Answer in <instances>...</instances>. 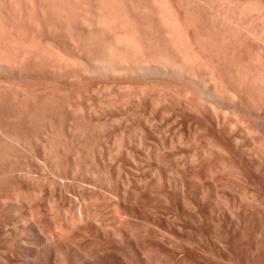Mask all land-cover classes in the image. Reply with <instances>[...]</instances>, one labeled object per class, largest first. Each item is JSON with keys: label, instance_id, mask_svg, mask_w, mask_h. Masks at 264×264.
Returning a JSON list of instances; mask_svg holds the SVG:
<instances>
[{"label": "rangeland", "instance_id": "obj_1", "mask_svg": "<svg viewBox=\"0 0 264 264\" xmlns=\"http://www.w3.org/2000/svg\"><path fill=\"white\" fill-rule=\"evenodd\" d=\"M140 1H143V0H140ZM145 1L147 0H144V2ZM188 1L189 3L187 2V0L186 1L185 0L183 1L182 0H172L175 6L174 10L175 11L177 10L176 12H178L179 16H181L180 18L186 19L185 22L188 23V31L191 30L188 32L190 36L193 38L197 37V39H199L198 41V44H200L199 55L201 57V61H203L204 64L207 66L205 67L207 70H204L205 71L204 73H206L207 75V73H209L210 71L208 69L212 68L211 70H213L215 68L213 70L214 73L213 72L212 73L216 74L215 76L216 77L218 76L217 77L218 79L222 80V77H223L222 81L224 82V84L228 85L232 83V84L237 85L239 83L237 75L244 68L249 73L248 77L250 79V82H252L253 84L254 83L256 84L257 80L256 82H253L255 78H257V76L264 74V71H263L264 70L263 69L264 68V24H263L264 23V14H263L264 13V0H259V1L254 0V2L253 0H229V1L228 0H217L218 2L216 0H208V1L207 0H191V1L188 0ZM119 2H122L123 6H121V9H123L124 7L123 10L130 15V18L134 16L133 19L131 18V20H133L134 23L138 24L140 21H142L138 25L134 24V26L137 27L135 28L136 31L138 33L140 31L139 34H141V32L144 31V33L146 32V35H148L147 30L150 27L152 28V30L151 29L149 30L151 32L152 31L155 32L156 28L151 23L152 21H150L149 18L147 17H141V16H144V14L143 15L140 14V12L142 13L140 9L142 3L140 4L139 0H121ZM208 2L211 3V5H209ZM212 2H215V3H212ZM134 3H137V5L140 6V8L137 5L136 7H133ZM225 3H227L228 5L231 4V6L228 7L229 9L225 7V6H228ZM244 3H246V5ZM2 5L4 4H0V9H1L0 11L2 12V16H6L5 12L7 10V7L6 5H4V7ZM254 5L256 6V8H252V7H255ZM262 5H263V8H262ZM241 7H245L246 9L248 7V9L245 12V16L243 15V19H242V21L244 20L242 23L247 22L245 23L246 27L244 26L245 28H243L244 30H247V31L243 32V34L242 32L239 33V31H237L238 32L237 33L236 30H234L236 29V27H234L233 25V24H236L235 22H239L238 21L239 19H237V17L239 16V15L237 16V12L238 13L240 12L238 10ZM255 9L256 10L258 9L259 12L258 10L256 11ZM89 10L91 11V9ZM123 10H121V12ZM184 10H187L188 12L187 11L185 12ZM216 10L218 12L217 14H219V12L221 13L223 12L222 16L220 14L218 17L216 16V18H219V19H216V18L211 19L213 15L211 13H214V11L216 12ZM226 10L228 13L226 12ZM231 11H233V14H231ZM135 12H137L136 15H138V17H141L142 19H139L135 15ZM190 12L192 13V15ZM224 12L227 14H225ZM223 15L224 16L231 15L229 17H232L233 19L232 20L233 22H231L232 25L230 24L229 26L225 24L227 22L226 21L224 22L225 18ZM209 18L212 20V23H211V20H209ZM187 19L189 20L191 19V21ZM213 20H215L214 23H213ZM146 21L147 23H144ZM148 23L152 24V26H150ZM220 23L222 24L218 25ZM147 24L150 27H148ZM145 25L148 28H144L143 26ZM223 28H225V32ZM228 29H230V31ZM243 29L241 28V31H244ZM149 30L148 32H150ZM238 30H240V28H238ZM256 33L259 36H257ZM198 35H200L201 38ZM76 37L77 39H79L78 36ZM47 42H49V40H47ZM90 49H92V47H90ZM200 51L202 53H200ZM213 65L216 67H214ZM220 71H221V75L223 76H219ZM228 71L230 72L229 74H228ZM262 77H264V75ZM227 79L229 83L226 82ZM253 84H252L253 88H256L259 86V85L258 86L254 85L255 86L254 87ZM260 86L259 88H264V86L262 87ZM256 89H253V91L255 92ZM110 90L111 92L113 91V89L109 88V91L106 92V89H105L104 91L99 93L100 95L98 94V92L100 91H97L96 93L98 96L94 94V96L91 95L89 97H85L82 95L83 93L78 87L77 88L74 87L71 90L67 91L68 92V93L66 92L67 94L65 92H63V94L62 92H60V93H56L55 95L53 94L54 98L53 96L51 97L48 96V97H45L46 99L41 98L42 101L41 99L40 100L36 99L37 101L34 100L35 103L37 102V104L35 103L33 104L34 101L30 100L29 102H27L29 105L25 106L24 104L22 107H18V108L11 107L13 105H9V104L8 106L6 105L7 107L3 106L4 108H2L1 106V109L3 110L2 111L3 113L0 111L2 113L0 114V130L2 129V131H0L1 135L4 132L5 133L10 132L9 135H12L11 133H13L12 136L14 135L15 137L18 136L19 138L18 137L17 138L21 139V142L19 140L18 142L14 141L13 142L14 144L13 143L9 144L8 146L10 147L9 148L7 147V149H4L6 151L8 150L6 155L4 156L2 155L3 157L0 155V264H150V262L152 264V262L154 263V261L155 262L159 261L156 264H160L161 260L167 261L165 263L163 262L164 264H168V263L169 264H172V263L181 264L182 259L185 261V262L182 261L184 264H192L195 261L197 262V264H202V263L203 264H208V263L209 264H214V263L215 264H236V263L237 264L239 263L240 264H264V254H263L264 253V242H263L264 239H262L263 246H260L261 249L258 247L260 245L259 243H258L259 244L258 246L257 244H255V241L257 239L261 240L260 238L261 234H262L261 237H264V202L263 200H257V201H260L257 203H262L260 205L258 204L259 206H257L256 204L252 205V207L249 206L250 208L247 209L246 211L247 215L246 214L244 215V218H246L245 219L246 224L243 223L241 219L239 220L237 219L239 224L238 222H235V219H236L235 214H233L234 217L232 216L234 220H232L233 218L231 217L232 224H230V226L227 225L224 222V220L221 218H220L221 221L219 220V222L214 220L215 223H218L219 226L213 223L214 221L213 222L207 221L208 223H206V220L203 218V215L201 211L199 212V210L207 207L209 205V200L207 199V197H204L205 193L199 191L198 187H200L199 185H202V184L205 185V181L203 178L204 173H209V170L212 171V169L214 170L215 168L220 167L219 165H221L222 163L220 161L222 160L220 158L218 160L216 155L211 152H209L210 153L209 155H206L208 157L206 156L205 158L202 157L203 152L204 151L207 152L209 150L207 149L205 143L201 141H194V140L191 141L190 139H192L193 136H196V135L191 134L192 131L190 132L187 130H185L183 134V137L187 139V143L185 144L184 142L180 144L182 146H179V143L178 145L175 143L174 145L173 144L167 145L168 143L167 144L165 143L162 146V144L160 143L156 145L155 143L151 144L150 142H145L146 144L145 143H142V144L125 143L122 145H120V143H115V145H117L115 146L114 143L112 144L111 141L108 142L109 141L108 137L110 136L112 137L114 133L116 135H114L113 137L115 136L118 137L122 134L121 136H123L124 139L133 138V136L136 133L138 134V136L143 135L142 133L139 134L141 132V131L138 132L139 128H137L138 130L135 128L137 127L136 123L134 122L135 120H133V122L132 120H129V123L124 126L123 124L126 119L123 118L124 119L123 122H122L123 119L121 120L117 119L121 115L120 111H123L125 109V108L124 109L122 108L126 106L120 107L118 106V103H117V106L119 107L118 108L115 104L117 101L120 102L119 96L115 95L117 97L115 98L113 94H116V93L115 92L111 93ZM148 90L151 92H149ZM148 90L147 92L148 94L150 93V96H151L149 97L150 98L153 97V99L157 97L160 100L162 98H165V95L166 96L170 95V98H168L169 97L168 96L166 97L168 99L165 100V101L167 100L170 101L171 96L173 97L172 93L166 94L168 92H172L170 91V89H167L168 91H165L166 93L164 92L165 89L158 91L157 87L156 88L153 87ZM261 90L263 92L264 89H260V91ZM76 93L78 94V96H76L77 95ZM110 93L112 94L113 98L110 95ZM107 94H109L111 97ZM104 96L111 98L109 100L112 101L113 104L107 102V100L105 99H108V98ZM100 98L102 99V101ZM103 98H105L104 99L105 101L103 100ZM157 98L155 99L156 101H157ZM103 104L104 106H106L105 108L104 106H102ZM13 109H16V110H13ZM4 110H8L9 114L7 116H11L12 114L11 112H15V113L12 114L11 119H9L7 118V116L4 115L5 112H7ZM86 112L88 113V115ZM117 113L119 114V116ZM3 118L6 120H4ZM114 119L116 120L114 121ZM130 121L132 124L130 123ZM118 123L119 124L121 123V124L119 125ZM133 123H134V126H133ZM129 124H131L130 128L128 129L129 131L128 130L123 131L124 129H127L129 127L128 126ZM3 128H4V132H3ZM238 128L240 129V127H237V130L239 131ZM135 130H137V132ZM133 131L135 134L133 133ZM252 131L253 132L250 133L252 135H249L248 138L246 137L247 139L245 141L247 143H250V141H252L250 139L253 137L252 139H254L253 141L255 142V144L258 145L262 142V144L264 145V140L262 141V139H264V134H261L258 131L256 133V129H255V132L254 130ZM119 132L120 133L122 132V133L120 134ZM128 133L132 134V137ZM258 133L260 136L258 135ZM137 134L135 135V138L137 137ZM191 135L192 137L190 138ZM188 136H189V139H188ZM24 137H25V140L27 139L28 141H25ZM36 138L37 140H39L40 145L38 144L39 142L35 140ZM50 140L51 142H49ZM188 140H190L191 142ZM35 141H37V145H35L36 144ZM257 141L258 142L260 141V142L256 143ZM27 142L29 144L31 143L30 146L29 144H27ZM33 142L35 144H32ZM42 142H44L43 143L44 145L42 144L41 146ZM51 143H53L54 145ZM28 146L31 149L30 148L28 149ZM49 147H51L54 151L51 150V148ZM169 147H172V149ZM10 148L12 149V151H10L11 150ZM17 150L19 151L17 152ZM8 154H9V157H7ZM201 157L203 158V161ZM190 162H191V165H190ZM200 162L201 164L203 163L202 165L204 167L200 165ZM190 168H192V170ZM193 170L195 172H192ZM194 173L197 175V176L195 175L197 180H195ZM235 173L237 172L235 171ZM199 175L202 176L201 177L202 179L199 178L200 177ZM230 176L233 177V175L231 174ZM230 176L229 178L228 176H226V179H221V180L216 176L214 177L215 182L217 180L216 183L218 185H222L221 183H223V185L226 186V187L222 186L223 189L220 187L222 190L220 189L219 192H217L218 196L217 195L215 196H217V199L219 198L218 200L219 202H221L220 198H222L225 204L228 203L229 205L227 204V206L229 207V209L232 206L231 198H230L231 196H234L235 200H238L239 202H241V198L243 201H244L243 198L245 197L247 199H250L249 198L250 189L244 186L245 184L243 180L242 179H241L242 181L239 180L240 182H242L240 183L236 181L238 180L236 177L235 179L234 177L232 178ZM173 177L175 179H173ZM190 177H193L194 179H191ZM178 178H180L181 180H179ZM180 181L182 182L181 184H180ZM197 181H200V182L197 183ZM230 183L234 185L238 184V186L233 187L234 185H231ZM175 184H177V186ZM242 185L247 190L241 189ZM179 186H183L182 190L179 188ZM184 187H186V189ZM233 188H236L235 192H233L235 194L231 193L234 190ZM243 190L246 191V193H244ZM180 193H183V195L185 194L184 195L185 197L184 196L182 197ZM182 198L184 200L186 199L189 204V205L187 204L188 207L185 205V210L179 209L180 207L178 205V201L183 200ZM202 200L203 201L205 200V201L203 202ZM187 201L186 202L184 201V202L187 203ZM238 201H236L237 204L239 203ZM243 201H242V204L244 205L245 202L243 203ZM245 201L247 204L249 203L248 200H245ZM191 202L193 204H191ZM251 208H253V211ZM193 209H195L196 211H194ZM233 209L234 208L232 206L230 209V211L232 210V213L236 211V210L233 211ZM192 211L194 212L192 213ZM184 212L185 213L188 212V213L185 214ZM188 214L189 215L191 214L192 217L189 218ZM253 219H254V223H253ZM190 220H193V221L191 222ZM227 221H230L229 217L227 218ZM150 223L153 225L151 226ZM233 223H235L236 225ZM5 224L6 226H9L7 229H3ZM254 224H256V226ZM98 225L99 227L104 228L103 229L105 231L104 233H101L99 231ZM207 225H209V228L207 227ZM234 225L237 227V229L235 228ZM205 226L207 227V231H206ZM215 226H218V227L215 228ZM260 228H262V231H260L261 230ZM160 229L162 230V232ZM217 229L220 232V234L216 232ZM228 229L229 230L234 229L236 233V234L231 233V236H232L231 240H233L232 241L233 249L231 247L229 248V246L227 247V244L223 243L225 246L224 247L221 243L223 241L222 239H224V238L221 239V234H222V237H224L226 230L229 231ZM238 229H240V231ZM252 229L255 231L250 232V231H253ZM6 230H7L6 232L7 234H5ZM177 230L178 231L180 230V233H178ZM181 230L183 231L181 232ZM184 230L185 231L188 230L190 233L188 231L185 232ZM209 230L210 232H208ZM149 233L151 236L154 235L152 237V240L151 238L148 237ZM193 233L195 234V236ZM162 234H164V236H162ZM142 235H143V238H142ZM167 235H169V237L171 236L173 240L172 238L171 239L168 238ZM215 235L216 236L218 235L219 237L217 236L218 238H216ZM134 236H137L134 238L135 240H133ZM160 236L164 238V240L165 239L166 240L161 241L159 238L156 239L157 237H160ZM144 237L149 238V239H145ZM241 237H244V238H241ZM219 238L221 241L220 243H218ZM234 238L236 239V241H239V242H236ZM137 239L139 241H143L144 239L146 243H144L143 241V244L145 245L141 244V242H139ZM136 240L139 242V247H138V242H136ZM158 240H160V242ZM174 240L178 241V243L179 242L185 243L186 246L184 244V250L185 249L187 250H185V252L183 251L184 252L183 253L181 252L182 250L176 249L175 248L176 242ZM216 240L218 241L216 242ZM187 241L189 242L188 245H187ZM234 243L235 244L237 243V244L235 245ZM191 244L194 248L190 246ZM218 244L222 245V247H220V245ZM142 245L145 248H143ZM237 245H239V247L242 248L243 252L241 248H239ZM188 246L192 249L190 250ZM152 247L156 248V251ZM140 248H142V250ZM199 248H200V251H198ZM224 248L226 251L225 250L223 251ZM234 249L236 253L234 252ZM143 250H146V251L143 252ZM196 250L198 251V254H196L197 253ZM201 251H203L204 253L206 252V254L199 253ZM188 252H190V254H188ZM193 252L195 253L197 258L193 257L194 255ZM197 255H202V256H197ZM204 255L207 258H211V259L207 260V258ZM238 255L240 257L236 258ZM248 255L249 257H247ZM167 257L168 259L166 260ZM201 257H203V259ZM217 257H219V259ZM184 258H187L188 261H190L191 259L194 260V258L196 259L192 263L188 261H187L188 263H186V260ZM146 259L148 261H146ZM169 259L170 261H168ZM162 261H161V264H163Z\"/></svg>", "mask_w": 264, "mask_h": 264}, {"label": "bare ground", "instance_id": "obj_2", "mask_svg": "<svg viewBox=\"0 0 264 264\" xmlns=\"http://www.w3.org/2000/svg\"><path fill=\"white\" fill-rule=\"evenodd\" d=\"M119 1H121V0H0V4H4L7 7V10L5 12L6 16H2V12L0 11L1 12V14H0V111L1 112L3 111L1 109V106H2V108H4L6 105L8 106V104L13 105L11 107H14V108L22 107L24 104L26 106V105H29L27 102H29L30 100L34 101L36 99H39V100L41 98L44 99L45 97H48V96L51 97V96H53V94L55 95L56 93H60V92H62V94H63V92L66 93L67 91L71 90L74 87H76V88L78 87L81 90V92L83 93L82 95L85 97H89L91 95L94 96V94L97 95V93H96L97 91H100V92H98V94H99L102 91H104L105 89L107 92V91H109V88H111V89H113V91L111 92V90H110V92L116 93V94H113V96H115V95L119 96L120 102L117 101L115 105L117 106V103H118V106H120V107L126 106V107L122 108V109L125 108L123 111H120L118 109L121 112V113L119 112L121 115L119 116V114L117 113L119 116V118H117V119H119V120H121L123 118L126 119L124 124L122 123L124 126L129 123V120H132V122H133V120H135L134 122L136 123V126H137L135 128L136 129L139 128V130L137 129L138 132L141 131L139 134L142 133L143 135L138 136V134L136 133L137 137L135 138L136 134L133 131V133L135 134V135L133 134L134 135L133 138H128L126 136L128 139H124V137L121 136L122 132L121 133L119 132L121 134L120 136L113 137L114 135H116L114 133V135L112 137L110 136L111 138L108 137L109 141L108 140L107 141L108 142L111 141L112 144L114 143V145H115V143H120V145H122L125 143H127V144H129V143L142 144L145 142H150L151 144L155 143L156 145L158 143H160V144H162V146L165 143L166 144L168 143L167 145H169V144L174 145V143L178 145V143H179V146H182L180 144H182L184 142H185V144L187 143V139H185V137H183L184 131L185 130L190 131V132L192 131L191 134L196 135V136H193V138L190 140L191 141H193V140L194 141H201V142L205 143L207 149L209 150L207 152L204 151L203 154L201 153L202 157L205 158V156L209 155L210 154L209 152H211V153L216 155L218 160H219V158L222 160V161H220V162H222L221 165H219L220 167L215 168L214 170L212 169V171L209 170V169H211V168H209L208 169L209 173H204L203 178L205 181V185H203V184L199 185L200 187H198V189H199V191L206 194V196L204 194V197H207V199L209 200V205L207 207H205L204 209H200L199 212L201 211L203 218L206 220V223H208L207 221L213 222L214 220L219 222V220L221 221V219H223L224 222L230 226V224H232L231 219L234 217L233 214H235V217H236L235 222H238V220L241 219L243 221V223H245L246 218H244V215L246 214L247 209L250 208L249 206L252 207V205H254V204L259 206L260 204H262V203H257V202H260L257 200H263V202H264V145L262 144V142L260 143L261 145L255 144V142L253 141L254 139H252L253 138L252 136H250V137H252L250 139L252 141L249 140L250 143H247L245 141L249 137V135H252V134H250L253 132L252 130H254V132H255V129H256V133L258 131L259 133L264 134V90H263V92H262V90L260 91V89H264V88H259L260 85H261L260 87L264 86V83H263L264 77H262L264 74L257 76V78H255V80L253 81V82H256V80H257V82H256V84L255 83L253 84L252 82H250V79L248 77V74H249L248 71L243 68V70H241L238 75L236 74L238 76V82H239L237 85L232 84V83H230L228 85L224 84V82L222 81L223 77L221 80V79L217 78L218 76L217 77L215 76L216 74H213L214 73L213 70L215 68L213 70H211L212 68L210 67L211 69H208L210 71L206 75V73H204L205 72L204 70H207L205 68L207 66L204 64L203 61H201V57L199 55V48H200L199 47L200 44H198L199 39H197V37L193 38L190 36V34L188 32L191 30L188 31V23L185 22L186 19L180 18L181 16H179L178 12H176L177 10L176 11L174 10L175 6H174L172 0H147L145 2H144V0L143 1L139 0L140 4L142 3L141 8H140V6L137 5V3H134L133 7H136V5H137L142 11V13L140 12V14H142V15L144 14V16H141V17L149 18V20L152 21L151 23L156 28L155 32L154 31L151 32L149 29L152 30V28L150 27V26H152V24L148 23L150 25L149 26L147 24L148 27H150L148 29L150 32H148V30H147L148 35H146V32L144 33V31L141 32V34H139L140 31H139V33L136 31L135 28H137V27H135L134 24H137V23H134V21L131 20V18L133 19L134 16L130 18V15L123 10L124 7H123V9H121V6H123V4H122L123 1L122 2H119ZM128 2H130V1H128ZM134 2H136V1H134ZM187 2L189 3L188 0H187ZM219 2H221V1H219ZM253 2H254V0H253ZM212 3H215V2H212ZM222 3H223V1H222ZM225 4H227V3H225ZM244 4L246 5V3H244ZM4 5H2V6L4 7ZM206 5H207V3H206ZM206 5H205V7H206ZM209 5H211V3H209ZM212 5H214V4H212ZM229 6H231V4L228 6H225V7L228 8ZM205 7H204V9H205ZM245 7H241L240 8L241 10L240 9L238 10V11H240L239 13L237 12V16L239 15L237 17V19H239L238 20L239 22L234 21L236 24H233L234 27H236V29H234V28L233 29L236 30V32L237 31H239V33L242 32V34H243V32L247 31V30L243 29L246 27L245 23H247V22L242 23L244 21V20L242 21L243 15L245 16V12L248 9V7H247V9ZM201 8H203V7H201ZM209 8H211V7H209ZM249 8H251V7H249ZM252 8H256V6L252 7ZM262 8H263V5H262ZM89 9H91V11ZM87 10H89V11H87ZM121 10H123V11L121 12ZM179 10H180V8H179ZM217 10H216V12L214 11V13H211V14H213L211 19L212 18L215 19L216 16L218 17L220 14L222 16L223 12L222 13L219 12V14H217L218 13ZM184 11L186 12L187 10H184ZM235 11H237V10H235ZM226 12H227V10H226ZM258 12H259V10H258ZM5 13H4V15H5ZM136 13L137 12H135V15H136ZM227 13H225V14H227ZM140 14H139V16H140ZM231 14H233V11H231ZM257 14H259V13H257ZM191 15H192V13H191ZM131 16H132V14H131ZM136 16L138 17V15H136ZM225 16H224L225 20L224 19L223 20H224V22L225 21L227 22L225 24L230 26L231 22H233L232 21L233 19H232V17H229L231 15L226 16V17ZM141 17H138V18L142 19ZM233 17H234V15H233ZM192 19H194V18H192ZM211 19L209 18V20H211ZM216 19H219V18H216ZM144 20H145V18H144ZM187 20H189V19H187ZM223 20H222V22H223ZM189 21H191V19ZM140 22H142V21H140ZM214 22H215V20H213V23ZM216 22H217V20H216ZM218 22H220V21H218ZM144 23H147V21ZM211 23H212V20H211ZM221 24L222 23H220L218 25H221ZM145 26H143V27L148 28L147 26L146 27ZM237 27L240 28V30H238ZM241 28L244 31H241ZM223 29L225 32V28H223ZM230 29H228V30L230 31ZM193 31H195V30H193ZM224 32H223V34H224ZM256 35H257V33H256ZM76 36H78L79 39H77ZM198 36L200 37V35H198ZM257 36H259V35H257ZM246 38H247V36H246ZM47 40H49V42H47ZM216 41H218V40H216ZM90 47H92V49H90ZM201 51H200V53H202ZM205 63H207V62H205ZM214 67H216V66H214ZM202 70H203V72H202ZM229 73L230 72L228 71V74ZM235 73H237V72H235ZM259 73H258V75H259ZM219 76H223V75H221V71H220ZM227 76H229V75H227ZM219 78H221V77H219ZM229 80H231V79H229ZM226 82H228V79L226 80ZM257 83H259V84H257ZM252 84H253V86L254 85L255 86L259 85V86L256 87L257 88L256 89V88L252 87ZM153 87L154 88L157 87L158 91L165 89L164 92L168 91L167 89H170V91H172V92H168V93L165 92V93L166 94L172 93L173 97L171 96V100L170 101L167 100L168 102L165 100L170 98V95H167V96L165 95V98H162L160 100H159V98L156 97L157 98V101H156L155 100L156 98L155 99H153V97L150 98L151 97L150 93L148 94V92H147L148 89H151ZM253 89H256L255 92L253 91ZM153 90H155V89H153ZM257 90H258V92H257ZM149 92H151V91H149ZM111 93H110V95L112 96ZM79 94H80V92H79ZM107 95H109V94H107ZM76 96H78V94ZM113 96H112V98H113ZM163 96H161V97H163ZM104 97H107V96H104ZM166 97H168V98H166ZM53 98H54V96H53ZM115 98H117V97L115 96ZM62 99H64V98H62ZM104 99L105 98H103V100ZM109 99H111V98H108L105 100H107V102H109V103H112V101H110ZM49 100H51V99H49ZM153 100H155V101H153ZM41 101H42V99H41ZM101 101H102V99H101ZM98 102H100V101H98ZM34 103H35V101L33 102V104ZM35 104H37V102ZM38 104H39V102H38ZM51 105H52V103H51ZM86 105H88V104H86ZM102 106H104V104ZM11 107H9V108H11ZM35 107H37V106H35ZM105 107L106 106H104V108ZM116 109H115V111H116ZM8 110H4V111H7L4 114L5 116H7L9 114ZM13 110H16V109H13ZM112 110H114V109H112ZM1 112H0V114L3 113V112L2 113ZM10 112H11V110H10ZM32 112H33V110H32ZM11 113L14 114L15 112H11ZM12 114H11V116H7V118L11 119ZM87 115H88V113H87ZM28 116H29V114H28ZM34 117H35V115H34ZM27 118H29V117H27ZM124 119L122 120V122L124 121ZM4 120H6V119H4ZM115 120L116 119H114V121ZM119 120H118V122H119ZM114 123H116V122H114ZM130 123H131V121H130ZM131 124H129L128 125L129 127L127 129H124L123 131H125V130L127 131L130 128ZM133 126H134V123H133ZM237 127H240V129L238 128L239 131L237 130ZM137 130H135V131L137 132ZM0 131H2V129ZM3 132H4V128H3ZM259 133H258V135H259ZM9 134H10V132L9 133L4 132L2 135L0 133V135H1L0 136V155L1 156L6 155L8 150L6 151L4 149H7V147L9 148L10 147V146H8L9 144H12L14 141L18 142L19 140L21 142V139H18L19 137L17 135L16 136L18 138L15 137V135L12 136L13 133H11L12 135H9ZM128 134L131 135V137H132V134H130V133H128ZM191 137H192V135L190 136V138ZM16 139H18V140H16ZM188 139H189V136H188ZM24 140H25V137H24ZM35 140H37V138ZM51 140L49 142H51ZM190 140H188V141H190ZM263 140L264 139H262V141ZM25 141H28V140L26 139ZM37 141L39 142V140H37ZM37 141H35L36 144L34 142L32 144L37 145ZM105 142H106V140H105ZM259 142L257 141L256 143H259ZM43 143L44 142L41 143V146ZM27 144H29V143L27 142ZM30 144H29V146H30ZM38 144L40 145V142ZM51 144H53V143H51ZM188 144H189V142H188ZM29 146H28V149L30 148ZM115 146H117V145H115ZM57 147H58V145H57ZM49 148H51V147H49ZM169 148L172 149V147H169ZM51 150H53V149L51 148ZM10 151H12V149ZM18 151L19 150H17V152ZM50 154H52V153H50ZM75 154H77V153H75ZM15 155H16V153H15ZM39 155H38V157H39ZM7 157H9V154ZM16 157H17V155H16ZM206 157H208V156H206ZM3 160H5V159H3ZM3 160H2V162H3ZM11 160H12V158H11ZM202 161H203V158H202ZM201 162H200V165L203 164V163L201 164ZM190 165H191V162H190ZM193 167H195V166H193ZM190 169L192 170V168H190ZM232 171H233V173H232ZM235 171L237 173H235ZM192 172H195V171L193 170ZM230 174L233 175L234 178L236 177L238 179L236 181H238V182L243 180V182L245 184L244 186L246 188L250 189V191L248 190L250 194L247 193V194H249L250 199H247L243 195L245 197V198H243L244 201L241 198V202H239L238 200H235L234 196L230 197L231 198V205L234 208L233 211L236 210V211H234V213H232V210L230 211L232 206L229 209V207L227 206L228 203L226 202L227 204H225V202L222 200V198H220L221 202L218 201L219 198L217 199V196H218L217 192H219V190L222 188V186L224 187L225 185H223V183H221L222 185H218L216 183L217 180L215 182V179H214L215 176L218 177L220 180L226 179V176H228V178H229ZM195 175L196 174L194 173V176ZM196 176H195V180H197ZM177 177H178V175H177ZM201 177L202 176H200L199 178H201ZM230 177H232V176H230ZM190 178L194 179L193 177H190ZM173 179H175V178L173 177ZM178 179L181 180L180 178H178ZM198 182H200V181H197V183ZM218 182H220V181H218ZM181 183L182 182L180 181V184ZM240 183H242V182H240ZM230 184L234 185L232 183H230ZM175 185L177 186V184H175ZM183 186H184V184H183ZM183 186H179V188L182 190ZM235 186H238V184L234 185L233 187H235ZM244 186L242 185L241 189H245ZM173 188H175V187H173ZM184 188L186 189V187H184ZM236 188H233L234 190L232 189L233 191L231 190L232 191L231 193L235 192ZM245 190H247V189H245ZM243 192L246 193V191H244V190H243ZM183 193H180L182 195V197L185 195V194L183 195ZM233 194H235V193H233ZM215 195H217V196H215ZM245 200H248L249 203L247 204ZM184 201L186 202L187 200L183 199V200L178 201V205L180 207L179 209H181V210H183V209L185 210V205L187 206V204H188V201H187V203H185ZM236 201H238L239 203L237 204ZM242 201H243V203L245 202L244 205L242 204ZM222 202H224V203H222ZM191 204H193V203L191 202ZM192 208H194V207H192ZM251 209L253 211V208H251ZM188 210H189V208H188ZM193 210L196 211L195 209H193ZM194 211H192V213ZM197 212H195V213H197ZM186 213H188V212H186ZM189 213H190V211H189ZM231 213H232V215H231ZM227 215L230 218V221H227V218H228ZM185 216H187V215H185ZM197 216H199V215H197ZM188 217L189 218L192 217L191 214ZM166 220H167V218H166ZM203 220H202V222H203ZM223 220H222V222H223ZM232 220H234V218ZM172 221H173V219H172ZM190 221L192 222L193 220H190ZM215 221L213 223H215ZM253 223H254V219H253ZM193 224H195V223H193ZM215 224L218 225V223H215ZM233 224H235V223H233ZM238 224H239V222H238ZM152 225L153 224H151V226ZM209 225H207L208 228H209ZM254 225L256 226V224H254ZM5 226H6V224H5ZM5 226L3 227V229H7L9 227V226L5 227ZM218 226H215V228ZM98 227H99V225H98ZM207 227H206V231H207ZM242 227H244V226H242ZM144 228H146V227H144ZM235 228L237 229L236 226H235ZM103 229L104 228L99 227V231L101 233L105 232ZM260 229H261L260 231H262V228H260ZM139 230H141V229H139ZM158 230H159V228H158ZM238 230L240 231V229H238ZM182 231L183 230H181V232ZM186 231H188V230H186ZM254 231L255 230L250 231V232H254ZM6 232H7V230L5 231V234H7ZM140 232H142V231H140ZM161 232H162V230H161ZM208 232H210V230ZM216 232H218L220 234L218 229ZM223 232H224V230H223ZM242 232H240V233H242ZM178 233H180V230L178 231ZM231 233L234 234L235 230L234 229H231L229 231L226 230L224 237H222V234H221V239L224 238V239H222L223 241L221 242L220 238H219L218 243L221 242L223 246H224V244H227V247L229 246V248L231 247L233 249V244H232L233 240H231L232 239ZM143 234H144V232H143ZM164 234H162V236H164ZM213 234H215V233H213ZM147 235H148V233H147ZM150 236L151 235L149 233L148 237L151 238V240H152V237L154 235L151 237ZM167 236L170 239L172 238L171 236L169 237V235H167ZM194 236H195V234H194ZM210 236H212V235H210ZM217 236L215 235L216 238L219 237V236L218 237ZM261 236H262V234H261ZM261 236H260L261 240L257 239L256 240L257 243L255 241V244H257V246L260 244L258 246L260 249H261L260 246H263V242H264L262 240V239H264V237H261ZM135 237H137V236H134L133 240H135L134 239ZM160 237H157L156 239L159 238L161 241L166 240V239L164 240V238L161 237L163 239L162 240ZM233 237H234V235H233ZM247 237H249V236H247ZM142 238H143V235H142ZM149 238H145V239H149ZM203 238H204V236H203ZM241 238H244V237H241ZM137 240H136V242L139 241V240L138 241ZM160 240H158V241L160 242ZM172 240H173V238H172ZM258 240H259V242H258ZM143 241H144V239H143ZM143 241H139V242H141V244H143ZM153 241H154V239H153ZM217 241L218 240H216V242ZM235 241H236V239H235ZM139 242H138V247H139ZM175 242L177 243V244L175 243L176 249L182 250L181 252H183V251L185 252V250H187V249L184 250V244L185 243H181V242L178 243V241H175ZM236 242H239V241H236ZM144 243H146V242L144 241ZM18 244H20V243H18ZM188 244H189V242L187 241V245ZM197 244H199V243H197ZM136 245H137V243H136ZM143 245H145V244H143ZM218 245H220V244H218ZM222 245H220V247H222ZM147 246H148V244H147ZM185 246H186V244H185ZM190 246H192V244ZM237 246L239 247V245H237ZM171 247H173V246H171ZM143 248H145V247L143 246ZM152 248H154V247H152ZM188 248H190V247L188 246ZM239 248H241V247H239ZM248 248H250V247H248ZM140 249L142 250V248H140ZM154 249L156 251V248H154ZM191 249L192 248H190V250ZM195 249H197V248H195ZM150 250H151V248H150ZM224 250H225V248L223 249V251ZM241 250H242V248H241ZM241 250H240V252H241ZM144 251H146V250H143V252ZM175 251H177V250H175ZM198 251H200V248ZM198 251L196 254H198ZM261 251H263V250H261ZM234 252H235V249H234ZM242 252H243V250H242ZM242 252H241V254H242ZM199 253L203 254L204 252L201 251ZM229 253H231V252H229ZM255 253H256V251H255ZM172 254H174V253H172ZM188 254H190V252H188ZM204 254H206V252ZM156 255H158V254H156ZM161 255H162V253H161ZM197 256H202V255H197ZM235 256H236V254H235ZM235 256H233V257H235ZM148 257H149V255H148ZM171 257H172V255H171ZM183 257H185V256H183ZM193 257H196L195 253H194ZM230 257H232V256H230ZM238 257H240V256L238 255L236 258H238ZM247 257H249V255ZM252 257H254V256H252ZM191 258H189V259H191ZM196 258H194V260ZM201 258L203 259V257H201ZM217 258L219 259V257H217ZM167 259H168V257L166 258V260ZM184 259L186 260V263H188V262L192 263L194 261V260H192L193 258L190 261H188L187 258H184ZM209 259H211V258H207V260H209ZM163 260H164V258H163ZM199 260H201V259H199ZM146 261H148V260L146 259ZM161 261H160V264H161ZM168 261H170V259ZM182 261H184V260L183 259L181 260V264L183 263ZM149 262H150V260H149ZM157 262H159V261H156V262L154 261V263L152 262V264H156ZM163 262L165 263L167 261H162V263ZM171 262H172V260H171ZM195 262H193V263H195ZM208 262H206V263H208ZM228 262H230V261H228ZM150 264H151V262H150ZM172 264H174V263H172ZM195 264H197V262Z\"/></svg>", "mask_w": 264, "mask_h": 264}]
</instances>
